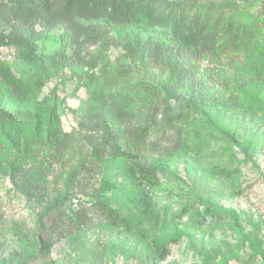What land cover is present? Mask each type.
Returning a JSON list of instances; mask_svg holds the SVG:
<instances>
[{
	"label": "trees",
	"instance_id": "16d2710c",
	"mask_svg": "<svg viewBox=\"0 0 264 264\" xmlns=\"http://www.w3.org/2000/svg\"><path fill=\"white\" fill-rule=\"evenodd\" d=\"M0 46L13 51L0 60V179L15 183L28 167L25 181L39 185L72 131L103 133L88 158L62 168L58 192L18 190L35 198L36 224L30 240L15 228L23 252L0 264H55L47 257L56 242L87 264L120 254L126 264H161L171 243L192 240L178 223L185 214L197 225L229 221L236 234L235 244L200 248L201 264H264V221L199 196L176 211L157 202L172 192L164 176L176 174V159L208 158L218 143L217 155L239 161L213 170L229 180L264 151L252 131L264 126V0H0ZM230 112L251 130L222 121ZM84 173L96 177L87 197L71 190Z\"/></svg>",
	"mask_w": 264,
	"mask_h": 264
},
{
	"label": "rangeland",
	"instance_id": "374dc122",
	"mask_svg": "<svg viewBox=\"0 0 264 264\" xmlns=\"http://www.w3.org/2000/svg\"><path fill=\"white\" fill-rule=\"evenodd\" d=\"M110 52L112 55H116L118 49L112 48ZM50 86V83L47 84L43 91L46 92ZM68 103L74 107L77 105V100L68 99ZM237 115L234 112L227 113L222 121L232 127L242 123V127H245L243 129L251 130L252 127L247 124V119ZM62 121L64 130L71 131L72 128H77V123L71 113H68ZM252 131L257 136L261 135L264 138V126L260 128L254 126ZM101 135H103L101 131L93 130L92 127L72 131V142L69 149L59 161L53 163V172L47 174L46 181L39 185L25 181L27 174L32 171L28 167H26L24 174L15 177L16 186L8 177L0 179V263L9 258L10 255L12 257L13 254L16 255V251H19V254L23 252L15 234V228L17 231L24 233L30 240V235L34 231L36 224L32 213H36L38 210L34 207L37 203L35 198L29 200L25 194L18 190L26 186L30 192L42 195L46 199L50 195L55 194L64 187L63 176L65 173L62 168H65V170L72 169V166L79 162V156L88 158L89 154L93 152L95 143L103 140L100 138ZM221 149L222 147L218 143H212L202 155L204 157L211 153L212 155L208 158L193 159L194 157H190L191 160L188 159L186 163L182 162L181 159L171 162L170 165L173 168L176 167L178 171H176L175 175L168 174L169 178L167 177L168 175L164 176L166 182L169 181V183L167 182V189L170 188L172 192L170 194L166 192L157 193L159 207L170 206L172 210L176 211L185 204L200 201V197L203 200L210 199L213 202H217L223 207H231L241 215H251L256 221H264V151L253 157L254 166L250 164L243 165L244 167L240 168L241 172L237 177L227 180L214 174L213 170L228 162L239 166V161H231L224 156L217 155V152H220ZM104 154H108V151L104 152ZM236 156L238 160L242 158L241 153H237ZM179 178H183V181H179ZM95 187L96 177L84 173L79 175L71 190L87 197ZM190 216L185 214L180 220L181 222L178 223L180 226H186L188 230H191L192 240L185 236L178 242L171 243L169 246L170 255L161 264H166L167 262H173V264H201V257L198 254L200 248H209L210 246H213L211 248H217L223 241H228L231 244L236 243V234L229 227V221L209 217L207 221H202L197 225L193 221L194 217ZM197 218L200 219V216L197 215ZM242 223L244 224L245 222L242 221ZM261 235H263L262 238L264 239V224H262ZM90 236L93 239L94 234ZM57 244L60 243L56 242V247L50 249L47 257L49 260L59 258L55 264H87L86 258L76 257L75 254L65 255V252ZM221 249L223 251L224 246ZM241 253H243L241 256H247V254H244L245 251ZM102 261L104 264L127 263L121 254L115 256V263ZM30 264H38V262Z\"/></svg>",
	"mask_w": 264,
	"mask_h": 264
},
{
	"label": "built area",
	"instance_id": "2783aa9c",
	"mask_svg": "<svg viewBox=\"0 0 264 264\" xmlns=\"http://www.w3.org/2000/svg\"><path fill=\"white\" fill-rule=\"evenodd\" d=\"M12 48L8 46H0V60H9L12 57ZM75 199H73V203L76 204Z\"/></svg>",
	"mask_w": 264,
	"mask_h": 264
}]
</instances>
